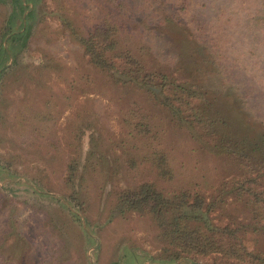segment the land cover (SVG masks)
I'll return each instance as SVG.
<instances>
[{
	"label": "rangeland",
	"instance_id": "rangeland-1",
	"mask_svg": "<svg viewBox=\"0 0 264 264\" xmlns=\"http://www.w3.org/2000/svg\"><path fill=\"white\" fill-rule=\"evenodd\" d=\"M125 1L142 18L139 20L147 18L145 24L149 26L144 39L152 48L154 62L160 66L167 65V61L175 65L178 54L183 55L175 48V41L184 38L175 28V19L195 27L196 33L206 39L197 52L207 53L210 48L216 51L217 74L205 83L206 97L212 98L208 90L235 95L243 104L245 122L255 130H264V0ZM60 4L68 16L85 28L99 16L116 11L105 0H35L31 4L38 11L34 35L20 69L0 81V105L4 111L0 154L12 159L20 172L42 179L52 194L61 195L67 159L70 152L73 154L68 146L72 124L81 114L100 112L105 117L106 141L112 144L111 150L106 152L107 162L98 161V166L88 164L82 182L89 194L88 216L93 224L85 229L101 247L86 248L79 224H69L64 229L67 233L57 229L54 210L47 213L33 208L27 203L31 202L28 196L8 199L0 180V258L4 256L15 264H118L119 256L127 248L137 254L138 264H153L151 256L161 252L162 243L158 228L148 216L134 213L106 222L116 188L153 179L143 164L137 161L136 166L132 162L135 151L123 145L126 137L121 116L127 111L142 110L141 107L148 115L156 116L163 148L177 161L176 178L172 182L159 181L168 190L177 186L196 188L209 198L237 175L238 169L230 160L202 150L144 93L116 86L108 75L96 70L81 45L72 41L64 29L58 13ZM6 17V8L0 7V30ZM47 59L56 70L46 68ZM56 108L52 124L40 120V116L49 120ZM52 129L59 139L55 148L48 142ZM90 134L87 131L81 142L83 165L90 148ZM227 199L229 203L234 201ZM36 202L46 206L48 201ZM238 212L234 206L226 205L223 214H215L216 222L224 225L233 217L243 220ZM60 213L66 215L62 210ZM191 257L198 264H251L223 261L215 255ZM176 264L192 263L180 260Z\"/></svg>",
	"mask_w": 264,
	"mask_h": 264
},
{
	"label": "trees",
	"instance_id": "trees-1",
	"mask_svg": "<svg viewBox=\"0 0 264 264\" xmlns=\"http://www.w3.org/2000/svg\"><path fill=\"white\" fill-rule=\"evenodd\" d=\"M105 1L114 5L116 11L99 16L87 28L78 25L65 13L63 4L59 5V19L72 41L81 45L91 65L108 75L116 86L144 93L154 107L166 113L165 117L175 126L184 129L202 150L230 160L239 172L209 198L196 188L177 186L168 190L160 182H172L176 178L177 161L163 148L160 123L143 107L135 112L127 111L121 116L126 137L123 145L135 151L132 162L136 166L137 161L143 164L153 179L116 188L106 222L134 213L148 216L158 228L162 243L161 252L151 256L153 264H176L180 260L198 264L192 255H215L223 261L264 264V130H255L245 122L243 104L235 95L208 90L212 98L206 97L205 83L217 74L216 51L210 48L207 53L197 52L206 39L196 33L195 27L175 19V28L184 35L175 41L178 42L175 48L183 55L178 54L175 65L167 61V65L160 66L154 62L152 48L144 39L149 26L145 24L147 18L139 20L140 16L125 0ZM34 2L0 0V7L7 10L0 30V81L21 67L38 22L35 21L36 6H31ZM177 65L180 68L176 69ZM46 68L56 70L49 59ZM56 110L49 120L41 116L40 120L52 124ZM3 112L0 105V123ZM104 120L100 112L93 110L87 115L81 114L72 124L68 146L73 154L70 152L67 159L64 193L58 196L52 194L42 179L20 172L12 159L0 154V180L8 199L28 196L31 202L27 203L33 208L47 213L54 210L55 227L64 233L69 224H79L86 248L101 247L85 229L93 224L88 216L89 194L84 190L82 179L88 173V164L98 166V161L108 160L106 152L112 144L106 141ZM87 131H91L90 148L83 165L81 142ZM48 140L54 148L59 144L53 129ZM227 197L234 201L229 203ZM43 199L48 201L46 206L36 202ZM226 205L239 210L243 220L233 217L227 224H218L215 214H223ZM10 218L14 221L12 215ZM12 225L16 229V222ZM136 255L126 248L118 264H138ZM0 261V264H15L4 256Z\"/></svg>",
	"mask_w": 264,
	"mask_h": 264
}]
</instances>
